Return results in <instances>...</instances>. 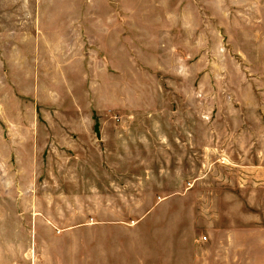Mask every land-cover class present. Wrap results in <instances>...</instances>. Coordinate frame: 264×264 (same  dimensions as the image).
<instances>
[{"label": "rangeland", "instance_id": "374dc122", "mask_svg": "<svg viewBox=\"0 0 264 264\" xmlns=\"http://www.w3.org/2000/svg\"><path fill=\"white\" fill-rule=\"evenodd\" d=\"M64 219L264 264V0H0V264Z\"/></svg>", "mask_w": 264, "mask_h": 264}, {"label": "crops", "instance_id": "0c3cea01", "mask_svg": "<svg viewBox=\"0 0 264 264\" xmlns=\"http://www.w3.org/2000/svg\"><path fill=\"white\" fill-rule=\"evenodd\" d=\"M63 212L69 216L68 209ZM50 215V211L40 214L43 218ZM48 222L38 220L30 230L33 234L31 243L38 254L32 264H143L140 243L132 251L129 237L118 235L112 226L66 225L64 219L54 227ZM201 241L207 240L202 238ZM172 251V264H179L177 246Z\"/></svg>", "mask_w": 264, "mask_h": 264}, {"label": "built area", "instance_id": "2783aa9c", "mask_svg": "<svg viewBox=\"0 0 264 264\" xmlns=\"http://www.w3.org/2000/svg\"><path fill=\"white\" fill-rule=\"evenodd\" d=\"M203 240H207V238H203Z\"/></svg>", "mask_w": 264, "mask_h": 264}]
</instances>
